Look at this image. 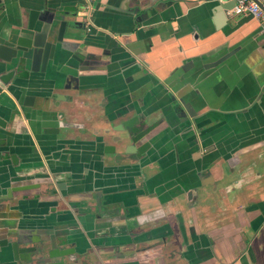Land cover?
<instances>
[{
    "label": "crops",
    "instance_id": "0c3cea01",
    "mask_svg": "<svg viewBox=\"0 0 264 264\" xmlns=\"http://www.w3.org/2000/svg\"><path fill=\"white\" fill-rule=\"evenodd\" d=\"M234 6L0 0V46L33 14L56 44L0 95V264H264V36Z\"/></svg>",
    "mask_w": 264,
    "mask_h": 264
},
{
    "label": "water",
    "instance_id": "95a60500",
    "mask_svg": "<svg viewBox=\"0 0 264 264\" xmlns=\"http://www.w3.org/2000/svg\"><path fill=\"white\" fill-rule=\"evenodd\" d=\"M32 16L30 31L33 33L29 37L17 39L13 42L12 46H0V61L5 63V69L7 68L5 72H0V95L16 77L19 67H23L26 63L31 62L33 71L39 70L40 68L43 70L48 60L54 57L56 44L47 41V34L44 30H35L33 21L36 15L33 14ZM63 47L74 51L77 45L65 43ZM11 65H16V68L8 69Z\"/></svg>",
    "mask_w": 264,
    "mask_h": 264
},
{
    "label": "built area",
    "instance_id": "2783aa9c",
    "mask_svg": "<svg viewBox=\"0 0 264 264\" xmlns=\"http://www.w3.org/2000/svg\"><path fill=\"white\" fill-rule=\"evenodd\" d=\"M235 3L233 12L236 15H251L260 21L261 33L264 36V0H226ZM92 25V23L88 24ZM91 30V26L89 27Z\"/></svg>",
    "mask_w": 264,
    "mask_h": 264
}]
</instances>
